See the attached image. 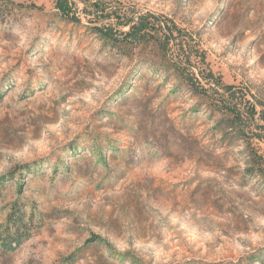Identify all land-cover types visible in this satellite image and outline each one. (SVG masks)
I'll use <instances>...</instances> for the list:
<instances>
[{
	"label": "rangeland",
	"instance_id": "1",
	"mask_svg": "<svg viewBox=\"0 0 264 264\" xmlns=\"http://www.w3.org/2000/svg\"><path fill=\"white\" fill-rule=\"evenodd\" d=\"M246 144L264 0H0V264H264Z\"/></svg>",
	"mask_w": 264,
	"mask_h": 264
},
{
	"label": "trees",
	"instance_id": "2",
	"mask_svg": "<svg viewBox=\"0 0 264 264\" xmlns=\"http://www.w3.org/2000/svg\"><path fill=\"white\" fill-rule=\"evenodd\" d=\"M150 32H153L152 28L146 25L144 22H135L133 25H130L129 30L125 33V35L131 44L133 43L138 46L142 44V38H144L145 34H149ZM220 126L221 125L218 124L217 130L220 128ZM220 137V143H227V147L229 148H232L236 142L242 140L245 137V132L240 124V120L237 117L228 119L225 129L220 133ZM180 142L181 141L178 140L176 146L180 147ZM242 155L245 158L244 160L246 165L244 173L251 177L261 178L264 181L263 157L260 156L256 150L250 149L249 144H246L244 147ZM23 218V216L14 218L13 214L8 216V226L3 233L4 236H8V238H10L11 243L13 242V239L19 243L22 235L26 234L25 231H21L23 227Z\"/></svg>",
	"mask_w": 264,
	"mask_h": 264
}]
</instances>
